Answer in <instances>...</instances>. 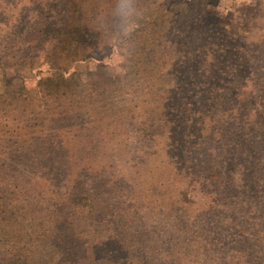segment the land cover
<instances>
[{
	"label": "rangeland",
	"instance_id": "374dc122",
	"mask_svg": "<svg viewBox=\"0 0 264 264\" xmlns=\"http://www.w3.org/2000/svg\"><path fill=\"white\" fill-rule=\"evenodd\" d=\"M93 1L89 6L92 15H88L89 55L71 62L66 72L58 63L48 62L43 51L39 53V44L35 52L24 49L23 56L33 58L32 64L18 61L17 49L9 44L10 37L15 38L16 31L22 29L18 23L39 21L37 13L44 9V3L0 0V94L24 87L36 96L42 78L67 76L74 71L85 77L99 62L107 65L123 60L125 54L116 45L117 37L97 27L110 16L106 8L110 1ZM57 4L48 3L45 11ZM139 5L151 18L153 37L138 47L134 45L121 71H106L134 82L138 78L132 74V64L137 52L148 57L147 71L139 76L135 95L103 106L97 115L101 125H90L97 126L96 130L102 126L100 130L111 134L112 146L116 147L111 158L99 157L100 164L106 165L113 179L126 178L129 186L142 182L137 203L141 200L142 206L151 208L145 212L150 218L154 216L157 224L179 218L182 226L207 237L210 245L205 244L204 249L224 248L226 264H254L261 259L256 242L263 240L258 246H264V143L258 138L255 147L244 153L237 108L246 103L264 112V0H139ZM89 108L83 109L84 118L98 107ZM5 110H0V116L14 117L15 113ZM262 117L264 121V113ZM143 121L152 125L155 141L141 143L134 138L135 125L129 123ZM8 122L16 124L13 119ZM92 131L97 133L89 129L83 134L89 139ZM201 152L204 156L200 157ZM241 152L244 155L238 157ZM198 157H213L228 173L227 181L237 170L243 175L233 187L214 189L198 179L200 175L190 168L192 163H182ZM185 183H194L189 192L194 201L175 206L171 196ZM212 205L220 212L212 213ZM150 242L144 241L152 246ZM221 258L222 254L216 253L214 262L223 261Z\"/></svg>",
	"mask_w": 264,
	"mask_h": 264
},
{
	"label": "trees",
	"instance_id": "16d2710c",
	"mask_svg": "<svg viewBox=\"0 0 264 264\" xmlns=\"http://www.w3.org/2000/svg\"><path fill=\"white\" fill-rule=\"evenodd\" d=\"M31 1L44 3V9L37 13L38 22L18 23L21 31L10 37L18 61L32 64L33 58L23 56L24 49L33 51L37 44L39 53L43 51L48 62L58 63L64 71L71 62L86 59L88 15H92L89 6L94 1ZM109 1L106 8L111 12L115 0ZM50 2L58 4L45 11ZM150 20L145 13L134 37L136 47L153 37ZM148 60L137 52L132 74L138 79L147 71ZM106 68L99 62L85 77L74 71L67 76L42 78L36 96L24 87L0 94V110L15 113L12 118L0 116V125L6 123L8 127L5 130L2 125L0 131V264H226L224 248L204 249L205 244L210 245L207 237L182 226L179 218L160 225L154 222V216L150 218L145 212L151 208L142 206L141 200L137 203L141 181L129 186L126 178L113 179L106 165L100 164L99 157L111 158L116 147L112 146L111 134L100 130L102 126L96 130L97 126L90 125L101 123L97 115L103 106L135 95L140 81L135 78L134 83L122 74L110 76ZM96 106L97 110L84 118L83 109ZM263 113L260 107L246 103L237 108L244 153L255 147L258 138L264 143ZM10 119L16 124H9ZM129 125H135L137 141H155L148 121ZM89 129L97 133L92 131L87 139L83 130ZM253 132L259 135L253 136ZM198 160L182 163H192L190 168L200 175L198 179L220 191L233 187L241 174L237 170L227 181L228 173L213 157ZM139 162L143 163L141 157ZM205 162L208 164L203 166ZM194 183L181 184L171 196L173 205L192 203L189 192ZM192 189L195 191V186ZM215 206H211L212 213L220 212ZM261 242L255 245L261 259L254 264H264V246H258ZM216 253L222 254L223 261L214 262Z\"/></svg>",
	"mask_w": 264,
	"mask_h": 264
},
{
	"label": "clouds",
	"instance_id": "9594fccd",
	"mask_svg": "<svg viewBox=\"0 0 264 264\" xmlns=\"http://www.w3.org/2000/svg\"><path fill=\"white\" fill-rule=\"evenodd\" d=\"M100 15L97 17L99 20ZM145 18V11L141 9L139 0H115L111 8L110 16L104 19L103 24L97 23V27L108 34L117 37L116 45L120 47L125 58L115 64L109 63L106 67L113 71H121V66L134 51V37L141 28Z\"/></svg>",
	"mask_w": 264,
	"mask_h": 264
}]
</instances>
